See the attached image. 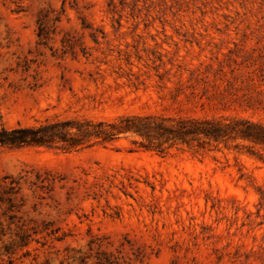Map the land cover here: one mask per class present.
Here are the masks:
<instances>
[{
	"label": "rangeland",
	"instance_id": "rangeland-1",
	"mask_svg": "<svg viewBox=\"0 0 264 264\" xmlns=\"http://www.w3.org/2000/svg\"><path fill=\"white\" fill-rule=\"evenodd\" d=\"M245 122L264 127V0H0V130L62 134L0 147V264H264Z\"/></svg>",
	"mask_w": 264,
	"mask_h": 264
},
{
	"label": "trees",
	"instance_id": "trees-1",
	"mask_svg": "<svg viewBox=\"0 0 264 264\" xmlns=\"http://www.w3.org/2000/svg\"><path fill=\"white\" fill-rule=\"evenodd\" d=\"M180 129L178 135H195L207 138L218 139L225 135V128L230 124H222L214 121H179ZM57 124L44 125L36 128H16L12 130H0V147L21 146V145H48L56 139H61L62 134L56 130ZM188 126V127H187ZM243 128L235 133L250 140L264 142V127L250 125L247 122L242 124ZM125 131L140 132L138 126L126 124Z\"/></svg>",
	"mask_w": 264,
	"mask_h": 264
}]
</instances>
